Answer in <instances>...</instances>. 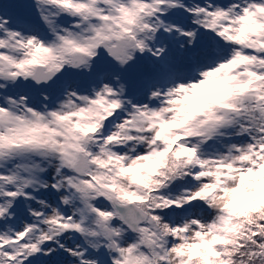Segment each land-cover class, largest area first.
Masks as SVG:
<instances>
[{
  "label": "snow or ice",
  "instance_id": "obj_1",
  "mask_svg": "<svg viewBox=\"0 0 264 264\" xmlns=\"http://www.w3.org/2000/svg\"><path fill=\"white\" fill-rule=\"evenodd\" d=\"M0 264H264V0H0Z\"/></svg>",
  "mask_w": 264,
  "mask_h": 264
}]
</instances>
